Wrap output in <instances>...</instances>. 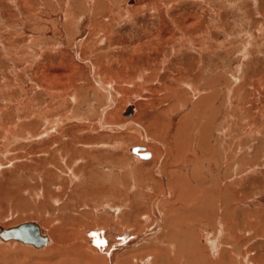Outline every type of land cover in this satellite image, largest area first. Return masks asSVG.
Listing matches in <instances>:
<instances>
[{
	"label": "rangeland",
	"instance_id": "obj_1",
	"mask_svg": "<svg viewBox=\"0 0 264 264\" xmlns=\"http://www.w3.org/2000/svg\"><path fill=\"white\" fill-rule=\"evenodd\" d=\"M26 220L52 243L0 264H106L97 226L264 264V0H0V223Z\"/></svg>",
	"mask_w": 264,
	"mask_h": 264
},
{
	"label": "bare ground",
	"instance_id": "obj_2",
	"mask_svg": "<svg viewBox=\"0 0 264 264\" xmlns=\"http://www.w3.org/2000/svg\"><path fill=\"white\" fill-rule=\"evenodd\" d=\"M128 7V6H127ZM82 21V20H81ZM83 37V35H82ZM86 62V61H85ZM55 72V71H54ZM56 73V72H55ZM59 73V72H58ZM57 74V73H56ZM60 74V73H59ZM64 74V73H63ZM62 74V75H63ZM59 79V78H58ZM52 80V79H51ZM62 80V79H61ZM100 81V80H99ZM54 82V81H52ZM98 82V81H97ZM101 84V83H100ZM110 86L111 83H109ZM99 86V85H98ZM102 86V85H101ZM109 90V91H108ZM108 91V94L109 96H111L112 98V95H113V91H111L110 87L109 89H107ZM116 94H114L113 96H115ZM196 95V94H195ZM199 95V94H198ZM197 95V96H198ZM129 100V104L126 105V107L130 106L131 107V112L129 115L127 114H124L125 116H130L132 114V98L128 99ZM127 100V101H128ZM197 102L194 104V106H196ZM125 107V108H126ZM197 107V106H196ZM197 109V108H196ZM100 125L101 127H107L108 125L103 122V120H101L100 122ZM53 124V123H52ZM50 126V128H53L55 129L53 126ZM55 124V122H54ZM58 124H59V121H58ZM111 127V126H110ZM52 133V132H51ZM110 145V144H109ZM130 147V146H129ZM129 147H127V149L129 150ZM65 149V148H64ZM67 149V148H66ZM56 151L59 150V149H55ZM66 151V150H65ZM68 151V149H67ZM66 151V152H67ZM130 151V150H129ZM137 151H148L145 149V147L143 146H138V149ZM149 152V156L148 157H140L136 154H132L134 156V158H137V159H149L152 157V152L151 151H148ZM64 153V152H63ZM62 153V158L60 156V158L63 160L64 157H65V154ZM80 153V152H79ZM131 153V151H130ZM153 158V157H152ZM63 162V161H62ZM63 171V170H62ZM68 172L70 175H68V177H73L71 175V173L73 172L70 168L68 169ZM74 173V172H73ZM96 173V172H95ZM74 176H76L75 174H73ZM72 179V178H71ZM57 198V197H56ZM58 199V198H57ZM107 212L111 213L112 217H114V219H116L120 214H117V211H118V208L117 207H110L107 208L106 210ZM155 211V210H154ZM123 213V212H122ZM123 217V216H122ZM159 217V216H158ZM118 220V219H117ZM158 222H159V218L157 219ZM35 222V221H34ZM161 222V221H160ZM36 224L38 225V228H39V231L40 233L44 234L46 236V242L40 246H33L29 243H25V242H22V241H19V240H15V239H1L0 240L2 242H9V241H14L16 243H21L23 246L27 245V247H33V248H41L43 246H49V244L52 243L53 241V238L44 230V228H42V226L39 224V222ZM176 226V225H174ZM173 226V228H174ZM184 226V225H183ZM0 227H7V226H4L0 223ZM182 227V226H181ZM157 228V227H156ZM177 229V228H176ZM185 229V232L183 233L186 237H188V240L190 239V237L193 235L192 234V230H188L186 227L184 228ZM126 230V229H125ZM156 231V230H155ZM140 234V233H139ZM138 233L135 234L133 233L132 231H129L127 232L126 231H116L115 229L113 230L112 228H109L108 226L106 227H100V226H97L93 229H88V230H85V242L86 244L88 245V249L89 248H92L90 250L93 251V254L91 257H93L94 260L96 259H104V261L106 262V264H130L132 261V258L134 260V251L137 250L139 247H147V246H153L154 248L158 245V240L156 241L155 239V242H151V243H148L146 244L147 242L150 241V239H152L154 236L153 233H148L147 231H145L144 235H139ZM142 234V233H141ZM191 235V236H190ZM182 236V235H181ZM159 239V238H158ZM160 240V239H159ZM174 241V240H173ZM193 241V240H192ZM175 242L176 244L174 245V243L172 244L171 243V247L174 248L175 246V254H173L174 258H179L181 255H183V264H198L200 261H198L201 258V254L199 253L200 250H198L197 248V245L196 244H193L190 240L189 244L187 243V245H184L186 244V241H185V238L181 240H177L175 239ZM80 246V245H79ZM167 246V245H166ZM51 247V246H50ZM62 247V246H61ZM56 248V247H55ZM62 250V249H61ZM158 250L155 254H153V258H152V262H154V264H158V261L159 259H157V257H160L162 260V257H163V253H164V256L166 254V259L170 258V255L167 256L168 253H165V252H162L161 249H158V246H157V249ZM171 250V249H169ZM215 250H216V247H215ZM172 251V250H171ZM169 252V251H168ZM144 253V252H143ZM146 253V252H145ZM62 254V253H61ZM85 254V253H83ZM178 254V255H177ZM67 255V254H66ZM137 255L138 257L139 256H142V255H138V254H135ZM177 255V256H175ZM88 256V255H87ZM148 257V256H147ZM144 258V257H143ZM165 258V257H164ZM173 258V259H174ZM192 258V260H191ZM172 259V260H173ZM149 260V259H148ZM177 260V259H176ZM168 261H171L170 259ZM178 261V260H177ZM202 261V260H201ZM133 262V261H132ZM149 262V261H148ZM175 261H173L174 263ZM95 263V262H94ZM164 263V262H163ZM176 263V262H175ZM65 264V263H64ZM93 264V263H92ZM134 264V262H133Z\"/></svg>",
	"mask_w": 264,
	"mask_h": 264
},
{
	"label": "water",
	"instance_id": "obj_3",
	"mask_svg": "<svg viewBox=\"0 0 264 264\" xmlns=\"http://www.w3.org/2000/svg\"><path fill=\"white\" fill-rule=\"evenodd\" d=\"M131 107L128 106L124 109V114L129 115ZM138 146L132 145L129 150L132 154H136L140 157H148V151H137ZM1 239H15L25 243H29L33 246H40L46 242V236L40 233L38 225L33 220L21 221L7 227H0Z\"/></svg>",
	"mask_w": 264,
	"mask_h": 264
}]
</instances>
